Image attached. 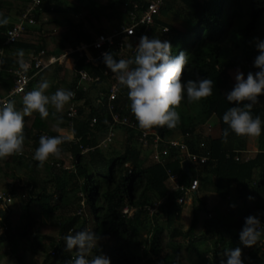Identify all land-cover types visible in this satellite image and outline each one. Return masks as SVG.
<instances>
[{
	"label": "trees",
	"instance_id": "16d2710c",
	"mask_svg": "<svg viewBox=\"0 0 264 264\" xmlns=\"http://www.w3.org/2000/svg\"><path fill=\"white\" fill-rule=\"evenodd\" d=\"M176 1L187 15V21L180 24L182 28L170 20V9ZM30 2L0 0V13L4 17L8 18L7 12L11 10L15 12V20L0 27L2 95L13 85L9 69L19 66L17 49H23L25 57L41 50L59 55L66 44L74 48L77 43H89L94 37L83 30L82 23H74L68 14L77 12L80 3L90 13L94 12L93 8H104L94 0H74L75 4L68 0H41L39 7L30 13L34 23L26 24L16 41L5 43L6 30ZM108 3L109 8L126 4V9L130 10L134 4L142 9L147 1L109 0ZM74 29L76 44L70 38ZM146 35L169 41L173 55L184 51L189 64L182 82L212 79L213 94L191 103L185 99L176 109L181 117L178 126L151 129L146 136L147 145H143L140 142L142 130L131 112L128 89L121 85L113 101V111L126 116L129 123L115 124L112 120L106 107L108 76L103 74V70H111L103 61L97 66L86 64L84 57L73 53V66L54 63L34 75L24 93L46 79L50 83L47 95L57 90V84L74 91L75 95L55 117L51 115L55 111L51 106L47 119H41L39 113L25 117L24 146L31 142V148L36 150L41 135L61 136V129L72 134L77 142H69L65 137L66 142L61 146L62 159L50 158L42 167L33 155H15L5 161L7 167L14 163L17 174L27 169L26 183L11 185L5 191L6 196L24 202L25 211L20 215L23 222L10 227L11 210L0 209L5 220L0 247L4 239L9 246L15 244L16 248L11 251L17 264H35L33 258L41 250L46 251L41 264H67L72 253L63 246L64 236L84 229L101 235L98 254H107L112 264H148V261L150 264H226L225 251L235 248L242 249L244 264H264V236L252 247H246L239 235L249 215H258L264 228V125L260 136H237L222 119L230 107L238 106L226 99L227 93L234 88L230 71L241 65L246 66L247 74L260 70L254 66L259 55L254 38L264 41V0H165ZM132 49L131 42L126 41L121 54L114 50L112 54L117 59L133 58L135 51ZM81 69L99 75L101 81L83 89L77 85V72ZM94 87L99 92L91 99L89 91ZM259 101L252 114L264 121V95ZM71 105H77L78 114L69 127L66 112ZM16 108L22 110L23 101ZM212 117L216 118L220 129L217 136L200 129ZM92 118L96 119L93 124ZM29 120L30 125H27ZM116 126L126 131L124 150L119 155L107 156L100 143L108 136L110 127L114 130ZM225 129L229 131L227 142ZM155 135L161 140L184 141L190 152L205 155L206 162H191V175L188 176L181 168L179 148H171L161 161H156L152 140ZM249 137H253L255 148H246ZM162 142H159L160 148ZM82 147L93 148L82 152ZM141 150L148 156L143 158ZM69 156L71 167L63 165ZM174 173L184 185L192 179L198 180L197 189L190 195L192 218L185 230L175 225L184 203L177 201L183 193L173 188L170 175ZM208 182L214 185L217 196L213 203L208 202L205 193ZM250 196L254 199H249ZM85 206L89 215L83 211ZM125 206L132 209L130 215L123 213ZM150 208H154L152 212ZM89 218L93 222L91 229ZM46 244L51 247L50 252Z\"/></svg>",
	"mask_w": 264,
	"mask_h": 264
},
{
	"label": "clouds",
	"instance_id": "9594fccd",
	"mask_svg": "<svg viewBox=\"0 0 264 264\" xmlns=\"http://www.w3.org/2000/svg\"><path fill=\"white\" fill-rule=\"evenodd\" d=\"M9 23L10 18L0 13V27ZM254 39L259 52L254 66L260 70L249 72L246 79L243 72H237L234 88L227 93L226 99L238 106L230 107L222 118L223 123L237 136H260L264 125L260 116L252 114L254 105L260 102L259 97L264 95V41ZM16 56L20 70L27 72L30 65L24 59L25 51L17 49ZM102 56L106 67L116 74L119 85L128 89L131 112L143 130L177 127L181 117L176 109L185 99L191 103L213 94L212 79L188 80L186 84L182 82L184 70L189 64L188 56L184 51L173 55L172 45L167 40L142 35L133 58L117 59L111 52H104ZM49 88V81L41 80L37 87L24 95L22 110L16 108L12 99L0 100V159L23 154L25 117L39 113L41 119H47L50 115L49 106L55 110L51 113L55 117L74 98L73 91L63 88L47 95ZM228 129L224 132L225 142L229 135ZM65 142L66 138L59 135H41L33 159L41 167L50 158L59 159L62 155L61 146ZM249 199L254 197L250 196ZM239 235L246 247L256 244L264 236L259 216L246 217ZM101 239L100 234L88 229L64 236L65 250L72 253L67 264H112L109 257L98 254ZM225 256L226 264H244L240 248L227 249Z\"/></svg>",
	"mask_w": 264,
	"mask_h": 264
},
{
	"label": "built area",
	"instance_id": "2783aa9c",
	"mask_svg": "<svg viewBox=\"0 0 264 264\" xmlns=\"http://www.w3.org/2000/svg\"><path fill=\"white\" fill-rule=\"evenodd\" d=\"M30 4L27 6L25 11L18 17L17 21L12 24L6 30L5 43H11L16 41L20 34L24 30L26 24L34 23L33 18L30 16L31 11L39 7L41 0H30ZM165 0H148L145 7L139 9L137 4H134V8L127 10L126 4L124 6V12L126 14V20L118 27L113 28L111 31L99 32L95 35L94 39L89 43L81 42L79 45L73 47H67L62 50L59 55H54L46 53L41 50L36 54H29L24 59L29 63L30 67L27 72L20 70L19 66L9 69L12 74V87L8 90L6 94H0V100L12 99L14 100L17 96L24 93L31 78L36 75L41 70L49 67L54 63H64L66 59L71 58V54L77 53L79 57H84V63H89L91 65L97 66L101 61H103L102 54L104 52L117 51L121 54L125 48V42L130 41L133 45L132 52L139 42L142 35H146L149 31L150 25L153 23V18L159 13L161 6ZM167 28H164L166 30ZM11 33V35H9ZM33 70V73L30 71ZM77 85L82 86L83 89H87L90 84L97 83L100 80L99 75H92L86 70L81 69L78 72ZM103 74L108 76V83L106 85V107L112 115V120L115 124L126 125L129 123L126 116H120L113 111V101L116 99L119 91V83L116 78V74L111 73L109 70H103ZM74 92V91H73ZM78 114L77 105H71L67 112L66 117L68 118V126L71 127L72 119ZM95 118L91 119V124L95 123ZM132 125V124H131ZM112 128L110 127L108 136L103 140L100 145L105 146L107 142L111 140L113 136ZM151 131L142 130V136L140 137V142L143 145H147L146 136L150 134ZM62 137H66L69 142L76 143L77 140L72 134H61ZM153 140V158L156 161H161L163 156L169 153L171 148H179L182 154V161L188 160L190 163L202 164L205 163L207 157L205 155H199L197 153L190 152L188 150L187 144L180 139H166L161 140L157 135L152 138ZM163 141V147H159V142ZM93 147H82V152L88 151ZM170 179L173 183V188L182 191L183 195L177 198L178 203H186L190 198V195L198 187V180L192 179L188 185H184L179 181V175L174 173L170 175ZM1 203L6 205L10 202L11 198L0 194ZM154 208H150V212ZM123 213L130 215L132 209L127 206L123 208Z\"/></svg>",
	"mask_w": 264,
	"mask_h": 264
},
{
	"label": "rangeland",
	"instance_id": "374dc122",
	"mask_svg": "<svg viewBox=\"0 0 264 264\" xmlns=\"http://www.w3.org/2000/svg\"><path fill=\"white\" fill-rule=\"evenodd\" d=\"M94 1L103 5L104 8L102 10H99L97 8H93L94 12L90 13L80 3L79 9L77 12H69V14H68V17L74 23H82L83 30L87 31L91 37H95V35L97 33H99L101 30L111 31L113 28L118 27L119 25H121L126 20V14L124 12V6L123 7L114 6L113 8H109L107 6L109 4L108 3L109 0H94ZM68 2L69 3L71 2L72 4L76 3V2H74V0H68ZM184 12L185 11H183L180 8V4L177 1L173 3V6H171V9H170L171 19L170 20L173 21V23L176 26H178L179 28H182L183 26H181V25H183L185 23V21H187L186 20L187 15ZM7 15L9 16L8 18H10V22L15 20L14 10L7 12ZM76 34H77V32L75 29L72 30V32H70V38L74 39L75 44H76V41H75ZM79 44L80 43H77L76 45H79ZM67 47H71V45L66 44L64 48H67ZM238 71L243 72L245 75V79L247 78L245 65H241V66H237V67L233 68L230 71V76H231V80H232V82H231L232 87H234V85L236 83L235 75L237 74ZM59 87L63 88L61 86H58L56 88L60 89ZM98 92L99 91L96 87L90 89L89 96L91 97V99H94V96ZM25 94L26 93L19 96L18 99L19 100L23 99ZM86 112H88V110H86ZM216 123H217L216 118L212 117L200 129L203 130L205 133H212L214 135V134H216V131L218 132V130H217L218 128L215 129V127H214V125ZM27 125H30V120L27 122ZM208 125H211L210 131L208 130ZM217 127H218V125H217ZM138 128L141 129L140 127H138ZM141 130H143V129H141ZM148 131H150V130H148ZM112 132L114 134H113V136H111L112 137L111 140L108 142V144L106 143L107 146L106 145L103 146V149H104L105 154L107 156L121 154L124 150V146H125V142H126L125 141L126 140V131L124 130V128L122 126H116L114 128V130H112ZM30 144H31V142L26 143V145L24 146L23 154H26L27 156L28 155H34V152H35L34 148H31ZM248 144H249L248 145L249 149L256 147L254 140L249 141ZM134 145H136V144H134ZM141 151H142L141 156L143 155L142 156L143 158L148 156L146 152H144L143 150H141ZM8 159H10V157L6 158V159H0V194H2L4 196H6L5 191L7 190V188H10L11 185H15V186L21 185L22 186L26 183L25 181H27V177L25 175L27 169L24 168L21 173H18V174L15 173L17 171H15L13 168L14 167L13 162L8 167L5 165V161ZM56 159L57 158H51V160H56ZM60 159H62V158H60ZM63 165L67 166V167H71V156L67 157L63 161ZM191 167L193 168V164ZM3 173H6V174L4 175ZM47 187H49V186L47 185ZM206 188H207V190H210V184ZM216 197L217 196H215V193H213V192L211 194H208L207 195L208 202L212 203L213 201H215L217 199ZM190 202L191 201L189 199L186 201V204L183 205V209H182L180 218L175 221V225L181 227L184 230L189 226L191 218H192ZM0 209H10L11 210V213L9 216L10 220H11L10 227H13V226L23 222L24 218L20 216L25 211L23 201H20L16 198L12 197L8 204L3 205L1 203ZM83 211H85L87 213V215H89L88 208L86 206L83 208ZM4 223H5L4 217H3V215L0 214V234H2V235L5 234L4 233V230H5V228H4L5 224ZM92 225H93V222L89 218L88 226L90 229L92 228ZM38 241H42V240L38 239ZM63 246L66 248L65 241L63 242ZM203 246H205V245H203ZM15 248H16L15 244H13V245L11 244V246H9L7 240L4 239V241H2V244L0 247V264H17L16 256L11 251L12 249L14 250ZM46 248L45 249L47 250V252L48 251L50 252L51 247L49 248L48 244H46ZM42 251L43 250L39 251L34 256L33 261L35 264H41L44 261V259L46 258L45 257L46 251L45 250L43 252ZM209 254L210 253H208V255ZM104 255L107 256V254H104ZM147 263L150 264V261H148ZM156 264H157V262H156Z\"/></svg>",
	"mask_w": 264,
	"mask_h": 264
},
{
	"label": "crops",
	"instance_id": "0c3cea01",
	"mask_svg": "<svg viewBox=\"0 0 264 264\" xmlns=\"http://www.w3.org/2000/svg\"><path fill=\"white\" fill-rule=\"evenodd\" d=\"M145 2L146 1H148V0H144ZM104 30H101L100 32H103ZM2 53V51H1V49H0V54ZM64 63L65 64H68V66L69 67H71V66H73V60H72V58H68V59H66L65 61H64ZM58 86H61V87H63V85L62 84H57V87ZM60 88V87H59ZM24 94V93H23ZM22 95V94H21ZM21 95H19V96H21ZM19 96H17L14 100H15V106L17 107V105L19 104V102H21V101H23V99H21V100H19L18 99V97ZM17 100V101H16ZM18 110H20V109H18ZM216 125V126H215ZM214 125V127H215V129H217L218 130V132L216 131V134H214V136H217V135H219V133H220V129H219V126L217 127V123ZM210 129H211V125H208V130L210 131ZM69 134L65 129H61L60 130V134ZM208 134H210V135H212V133H208ZM251 140H253V137H249L248 138V142H247V147L246 148H249L248 147V143H249V141H251ZM207 179H211L210 177L209 178H207ZM209 184H210V190H207V188H205V193L208 195V194H211L212 192L214 193V185L212 184V182L210 183V182H208V183H206V187L207 186H209ZM212 190V191H211ZM215 196H216V194H215ZM217 198V197H216ZM189 200H190V198H189ZM191 201V200H190ZM216 201V200H215ZM215 201H213V202H215ZM212 202V203H213ZM186 204V203H185ZM191 213H192V207H191Z\"/></svg>",
	"mask_w": 264,
	"mask_h": 264
},
{
	"label": "water",
	"instance_id": "95a60500",
	"mask_svg": "<svg viewBox=\"0 0 264 264\" xmlns=\"http://www.w3.org/2000/svg\"><path fill=\"white\" fill-rule=\"evenodd\" d=\"M181 168L182 170L187 173L188 176L191 175L190 169H189V161L188 160H184L181 162Z\"/></svg>",
	"mask_w": 264,
	"mask_h": 264
}]
</instances>
